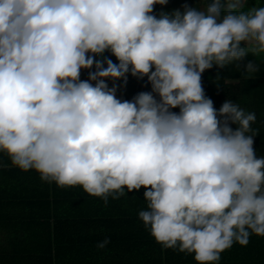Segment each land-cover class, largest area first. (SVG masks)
I'll return each instance as SVG.
<instances>
[{"label": "clouds", "instance_id": "obj_1", "mask_svg": "<svg viewBox=\"0 0 264 264\" xmlns=\"http://www.w3.org/2000/svg\"><path fill=\"white\" fill-rule=\"evenodd\" d=\"M168 3L0 0V168L6 155L105 206L143 188L138 218L154 240L219 264L264 237V155L256 113L227 98L217 109L203 74L235 63L255 78L246 58L264 54V6L183 0L155 14ZM129 74L151 90L118 98Z\"/></svg>", "mask_w": 264, "mask_h": 264}, {"label": "crops", "instance_id": "obj_2", "mask_svg": "<svg viewBox=\"0 0 264 264\" xmlns=\"http://www.w3.org/2000/svg\"><path fill=\"white\" fill-rule=\"evenodd\" d=\"M143 191L127 193L118 200L109 197L105 206L101 198L86 194L80 187L61 189L55 183L41 181L34 170L21 171L4 155L0 168V264H30L36 260L45 264L40 252L45 253L51 245L53 253L43 256L52 258L54 264H91L89 260L104 257L82 251V246L96 251L105 238L109 245L126 243L128 236V242L141 243L143 223L138 212L146 208ZM252 240L247 247L254 243ZM66 245H71L72 252ZM248 255L239 253L240 259Z\"/></svg>", "mask_w": 264, "mask_h": 264}, {"label": "trees", "instance_id": "obj_3", "mask_svg": "<svg viewBox=\"0 0 264 264\" xmlns=\"http://www.w3.org/2000/svg\"><path fill=\"white\" fill-rule=\"evenodd\" d=\"M188 2L191 4L192 0H188ZM182 3L183 0H169L167 5H156L155 14L158 15L162 10L171 11L174 8H180ZM194 6L197 8L203 7L199 2ZM257 6H264V0H248L244 10ZM111 58L115 62V57ZM247 60H255L260 65V72L255 75V78L246 79L243 71L237 69L235 63H232L219 70V72H217L215 67L207 70L203 74V87L205 94L214 101V106L217 109L227 98L239 104L246 111L256 113L257 120L252 125L258 133L254 138V146L257 150V155L261 156L264 155V54L260 57H255L249 53ZM88 71L87 69H82L81 78L88 79ZM217 76H219V79L216 78ZM108 83L111 86L113 82L108 81ZM115 83L118 85L116 94L119 98L135 96L141 91L151 90L146 77L138 79L131 76V74L128 75L127 83L123 81H116ZM250 238L254 241L252 245L242 247L239 244H234L231 249L221 254L219 264H264V237L252 235ZM130 239L131 237L128 236L126 243L109 244L103 250L98 249L95 251L91 250L90 246H82V251L88 250L93 255L104 257V259H95V261L89 260L91 264H197L194 260V254L186 255L172 249H163L149 234V231L145 229L144 225L141 230V243L128 242ZM66 246L68 252H70L71 245ZM53 250L51 245L45 249V253L40 252L42 256L39 257H44L41 260L45 264L55 263L52 258L43 256L51 255ZM77 250L79 251L80 249H75V251ZM35 252L37 253L38 251ZM239 253H249V255L245 259H240ZM37 263L38 260L30 264Z\"/></svg>", "mask_w": 264, "mask_h": 264}]
</instances>
